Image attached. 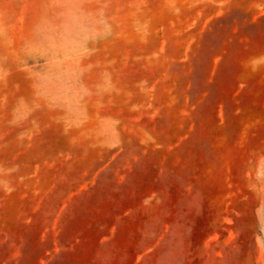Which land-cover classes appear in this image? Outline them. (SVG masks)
<instances>
[{"label": "rangeland", "instance_id": "rangeland-1", "mask_svg": "<svg viewBox=\"0 0 264 264\" xmlns=\"http://www.w3.org/2000/svg\"><path fill=\"white\" fill-rule=\"evenodd\" d=\"M0 264H264V0H0Z\"/></svg>", "mask_w": 264, "mask_h": 264}]
</instances>
